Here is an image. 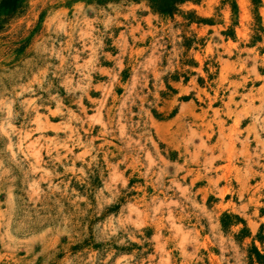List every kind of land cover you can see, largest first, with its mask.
Here are the masks:
<instances>
[{
    "label": "rangeland",
    "instance_id": "1",
    "mask_svg": "<svg viewBox=\"0 0 264 264\" xmlns=\"http://www.w3.org/2000/svg\"><path fill=\"white\" fill-rule=\"evenodd\" d=\"M0 264H264V0H0Z\"/></svg>",
    "mask_w": 264,
    "mask_h": 264
},
{
    "label": "trees",
    "instance_id": "2",
    "mask_svg": "<svg viewBox=\"0 0 264 264\" xmlns=\"http://www.w3.org/2000/svg\"><path fill=\"white\" fill-rule=\"evenodd\" d=\"M154 7L160 12H171L175 6L187 0H150Z\"/></svg>",
    "mask_w": 264,
    "mask_h": 264
}]
</instances>
